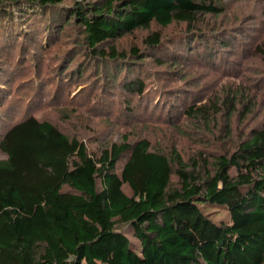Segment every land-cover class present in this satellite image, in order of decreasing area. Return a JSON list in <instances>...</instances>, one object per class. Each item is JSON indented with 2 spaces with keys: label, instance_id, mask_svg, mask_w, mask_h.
Wrapping results in <instances>:
<instances>
[{
  "label": "trees",
  "instance_id": "obj_1",
  "mask_svg": "<svg viewBox=\"0 0 264 264\" xmlns=\"http://www.w3.org/2000/svg\"><path fill=\"white\" fill-rule=\"evenodd\" d=\"M67 1L0 0V25H11L15 41L37 31L48 41L77 24V47L104 61L101 69L126 92L141 95L145 86L129 58L146 56L138 48L125 55L115 42L153 24L179 23L196 35L184 43L190 48L206 35L194 30L198 19L224 11L220 0ZM144 43L155 51L166 45L159 32ZM225 101L233 109L234 97ZM215 104L185 113L206 120ZM0 150V264H264V122L205 174L148 138L124 135L89 149L35 116L0 133ZM212 209H224L230 222L213 221L204 212Z\"/></svg>",
  "mask_w": 264,
  "mask_h": 264
},
{
  "label": "rangeland",
  "instance_id": "obj_2",
  "mask_svg": "<svg viewBox=\"0 0 264 264\" xmlns=\"http://www.w3.org/2000/svg\"><path fill=\"white\" fill-rule=\"evenodd\" d=\"M75 1L66 4L73 6ZM219 2L223 13L200 17L194 28L206 34L201 44L185 46L196 35L187 34L185 24L179 23L153 24L115 42L125 55L138 48L146 56L129 58L139 70L143 95L126 92L121 81L116 84L101 69L104 61H94L88 49L77 47L82 40L77 24L48 41L38 31L15 41L9 36L11 25L2 21L0 133L35 116L76 136L89 149L108 146L124 135L131 142L148 138L154 149H176L201 174L215 172L217 155L237 151L251 129L264 122V0ZM13 24L17 34L18 25ZM154 32L163 36L162 50L148 49L144 43ZM207 38H212L210 46ZM205 49L216 58L198 57L197 50ZM81 64L82 70L74 75ZM232 96L233 109L225 101ZM215 102L218 111L206 120H192L185 113L189 107ZM204 212L217 223L230 222L224 209Z\"/></svg>",
  "mask_w": 264,
  "mask_h": 264
}]
</instances>
